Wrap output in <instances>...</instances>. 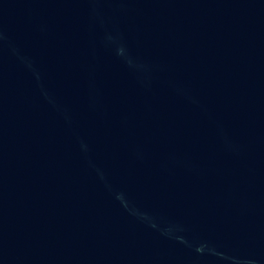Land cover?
Returning <instances> with one entry per match:
<instances>
[{
    "label": "water",
    "instance_id": "obj_1",
    "mask_svg": "<svg viewBox=\"0 0 264 264\" xmlns=\"http://www.w3.org/2000/svg\"><path fill=\"white\" fill-rule=\"evenodd\" d=\"M0 264H264V0H0Z\"/></svg>",
    "mask_w": 264,
    "mask_h": 264
}]
</instances>
